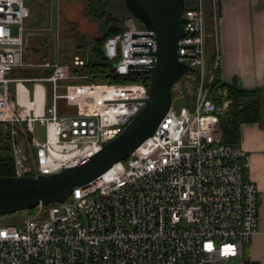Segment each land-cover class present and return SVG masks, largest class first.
<instances>
[{
    "label": "built area",
    "instance_id": "obj_1",
    "mask_svg": "<svg viewBox=\"0 0 264 264\" xmlns=\"http://www.w3.org/2000/svg\"><path fill=\"white\" fill-rule=\"evenodd\" d=\"M182 12L178 60L192 67L171 86L187 105L163 115L152 135L126 158L76 186L62 202L21 211L0 224V264H244L241 248L258 230L257 187L244 177L250 154L225 143L219 118L232 99L212 89L219 60L217 0H210L215 56L205 55L204 0ZM24 0H0V125L7 132L15 176L49 174L78 164L121 134L148 97L142 81L84 82L85 59L57 53L25 61ZM150 31L126 13L102 52L121 77L152 66ZM49 71L20 77L18 69ZM137 72H132L136 71ZM31 83L27 86L26 83ZM44 128V139L34 125ZM17 157L21 166L17 165Z\"/></svg>",
    "mask_w": 264,
    "mask_h": 264
},
{
    "label": "water",
    "instance_id": "obj_2",
    "mask_svg": "<svg viewBox=\"0 0 264 264\" xmlns=\"http://www.w3.org/2000/svg\"><path fill=\"white\" fill-rule=\"evenodd\" d=\"M124 9L133 15L144 29L150 31L155 49L152 66L139 72L147 73L148 97L139 112L126 125L124 131L106 142L102 148L78 164L61 171L30 175L25 167L24 175H0V216L33 209L39 202H62L72 189L87 183L110 168L113 163L126 158L148 136L152 135L163 115L170 109L171 86L192 67L178 60L177 41L183 37L182 12L184 0H122ZM53 0L51 30L56 32ZM132 72H137L132 71ZM17 165L21 166L17 157Z\"/></svg>",
    "mask_w": 264,
    "mask_h": 264
},
{
    "label": "crops",
    "instance_id": "obj_3",
    "mask_svg": "<svg viewBox=\"0 0 264 264\" xmlns=\"http://www.w3.org/2000/svg\"><path fill=\"white\" fill-rule=\"evenodd\" d=\"M82 2L87 13V0ZM216 10L218 78L222 83L234 82L242 89L256 90L264 105V0H217ZM212 50L215 56L214 40ZM260 113L258 121L240 124L239 144L250 154L249 167L243 174L257 187L258 207V230L241 248L240 260L244 264H264V113L261 109Z\"/></svg>",
    "mask_w": 264,
    "mask_h": 264
},
{
    "label": "rangeland",
    "instance_id": "obj_4",
    "mask_svg": "<svg viewBox=\"0 0 264 264\" xmlns=\"http://www.w3.org/2000/svg\"><path fill=\"white\" fill-rule=\"evenodd\" d=\"M82 1L57 0V6L55 7V35V32L51 31L53 0H24L25 5L30 11V16L23 21V27L25 28L24 36L27 41L26 53L23 59L26 62L40 63L43 56L52 59L55 50H57V56L61 58L62 62L71 59L75 53L82 57L89 56V49L93 39L103 36L106 24L103 18H95L89 12L86 13L85 5ZM102 10H105V15H111L113 19L119 21L126 13L122 0H108L107 7L102 4V7L97 8L96 6L94 9L97 13ZM78 45H80V48H77ZM208 52L207 50L206 54ZM48 72L41 69L21 68L17 70L16 75L20 77H33L42 76ZM26 85L30 86L31 83L27 82ZM189 100L187 96L183 98H176L174 96L171 105L174 110L178 111L180 107L187 105ZM260 107L261 112L264 113L263 103H260ZM34 127L35 136L43 140L44 128L38 123H35ZM1 146L5 147L6 145L1 144ZM23 165L25 168L29 163L24 160ZM22 214L20 211L0 216V224L11 223Z\"/></svg>",
    "mask_w": 264,
    "mask_h": 264
},
{
    "label": "trees",
    "instance_id": "obj_5",
    "mask_svg": "<svg viewBox=\"0 0 264 264\" xmlns=\"http://www.w3.org/2000/svg\"><path fill=\"white\" fill-rule=\"evenodd\" d=\"M187 8L195 7L194 0H184ZM108 0H87L88 12L95 18H103L105 32L103 36L93 39L92 45L89 49V56L84 57L85 64L79 69L80 74H89L88 77L82 81L84 82H98L104 81L108 83H127L133 81H142L148 84V77L145 74H140L135 78L121 77L116 74L111 65L106 61L102 52L103 40L112 34H116L122 29V20L113 19L111 15H105V10L98 13L94 9L102 7V4L107 7ZM97 10V9H96ZM127 13V11L125 10ZM125 13V14H126ZM124 17V16H123ZM204 17H205V55L207 64L211 65L214 60L213 36H212V21H211V5L210 0H204ZM80 48V45L77 46ZM207 50L209 51L208 54ZM208 55V56H207ZM217 86H226L228 95L232 99L229 109L220 116L219 127L222 133V140L225 143H239L240 139V124L244 122H255L261 116L260 101L256 90H245L236 85V83H222L214 72V80L212 89ZM7 132L4 131L0 125V175L13 176L16 159L8 144ZM1 144H5L2 147ZM8 144V145H7Z\"/></svg>",
    "mask_w": 264,
    "mask_h": 264
}]
</instances>
